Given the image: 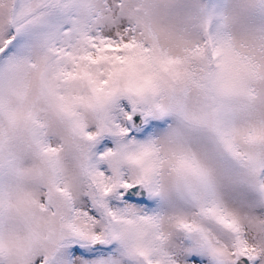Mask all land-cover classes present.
I'll use <instances>...</instances> for the list:
<instances>
[{
	"label": "snow or ice",
	"instance_id": "1",
	"mask_svg": "<svg viewBox=\"0 0 264 264\" xmlns=\"http://www.w3.org/2000/svg\"><path fill=\"white\" fill-rule=\"evenodd\" d=\"M0 264H264V0H0Z\"/></svg>",
	"mask_w": 264,
	"mask_h": 264
}]
</instances>
